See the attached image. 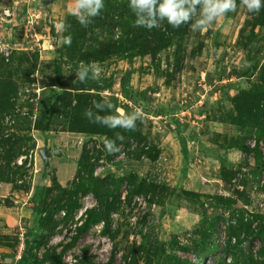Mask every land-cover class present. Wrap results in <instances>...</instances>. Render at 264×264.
I'll return each instance as SVG.
<instances>
[{"label":"rangeland","instance_id":"rangeland-1","mask_svg":"<svg viewBox=\"0 0 264 264\" xmlns=\"http://www.w3.org/2000/svg\"><path fill=\"white\" fill-rule=\"evenodd\" d=\"M163 2L158 0L156 8ZM130 4L131 0H104L100 15L84 27L72 14L73 0H0V86L15 87L14 94L5 95L9 101L0 102V208L18 223L6 226L12 234L0 235L1 248L9 249L2 255L18 260L42 204L47 202L49 212L57 207V198L65 204L67 197L75 202L83 187L78 163L87 145L94 168L85 169L82 176L92 171L96 179L136 175L138 183L158 185L160 196L134 195L131 205L113 213L109 231L105 223L94 226L68 250L63 264H85L86 259L92 264H128L131 258L125 257L142 243L146 248L162 247L168 258L195 262L196 243L211 219L219 223L209 242L219 250L209 254L205 264H235L229 255L233 253L241 256L239 264L251 253L261 259L258 239L242 233L244 241L237 250V237H230L228 230L250 223L254 231L264 224V95L251 105L242 93L264 88L263 7L249 12L236 0L235 11L200 31L192 25L203 19L202 4H183L191 15L179 28L158 13L152 17L147 9ZM141 19H155L159 26H135ZM59 23L65 30H57ZM67 36L71 46L63 42ZM62 62L64 90L72 98L87 92L102 102L99 110L109 116L118 115L117 109L131 114L141 108L143 119L136 121L133 131L143 141L130 140L129 147L122 142L109 160L105 136L71 132L66 115L76 102L67 109L65 103L51 107L52 101L58 104L65 97L54 94L61 90L54 71ZM93 62L100 73L89 66ZM77 71L84 73L85 82L77 79ZM44 124L46 132L40 130ZM143 146L155 147V154H160L156 162L132 159ZM44 148L50 151L47 172L40 155ZM247 148L258 149L261 159L257 152L246 153ZM123 191L124 200L127 190ZM80 197L82 206L69 221L64 220L67 211L56 215L58 227L40 258L54 248L61 252L86 211L97 206L92 194ZM179 246L190 247V252ZM136 254L143 264L145 250Z\"/></svg>","mask_w":264,"mask_h":264},{"label":"trees","instance_id":"trees-1","mask_svg":"<svg viewBox=\"0 0 264 264\" xmlns=\"http://www.w3.org/2000/svg\"><path fill=\"white\" fill-rule=\"evenodd\" d=\"M186 8L188 9V5L186 6ZM261 15H262L261 17H264V7L262 9ZM262 26H264V24H262ZM51 32L52 34H55L54 28H52ZM57 51L59 54H61L62 52V50H58V49ZM62 64L63 62L56 63L55 66L54 73L56 75L57 82L61 87V90L58 93H54V94L59 96H61V94H64L65 97L63 98V100L60 97V100H58L59 101L58 104L56 103L57 101H52L53 103L51 102L52 103L51 107L62 108L64 107L63 103H65L67 109L70 107L71 102L73 101L76 102V106L71 108L72 110L71 113L66 115L68 121V127H69L68 129L71 132L82 133L87 135L105 136L106 139L108 140H114L117 147L124 141L128 147L131 146L130 142H128L130 140H134V141L136 140L137 142L143 141L142 139L143 137L141 136V134L133 130L126 131L123 130V128L120 129L118 126L115 129H111L110 121L106 122L107 118L110 116L106 112L99 110L100 107L102 106L101 104L102 102L97 101L95 98L88 95L87 92L83 94L77 93L73 98L72 95L67 94L66 91L64 90V84L62 82ZM262 74H264V67L262 70ZM84 86L86 87L87 84L84 83ZM262 86H264V81L262 83ZM14 88L15 87L12 86L11 83L1 84L0 102L5 100L9 101L7 97H9L11 93L14 94V90H15ZM82 89L85 90V88ZM263 89L264 88H262L261 90L257 88H253L251 90L243 91L242 93L243 95H245L246 98H249V103H251L252 105L253 101L258 100L262 95H264V93H262ZM10 90H12L13 92ZM60 105H62V107H60ZM88 105H90V107H88ZM250 109L251 106H249V111ZM238 110L239 112L241 111L240 106L238 107ZM244 111L248 112L247 109H245ZM46 114L47 113H45V119L47 118ZM239 114H241V112ZM45 125L46 124H44V126L40 129L41 131H45V132L48 131V128H46ZM118 133L124 137L123 141L116 139ZM103 146L105 147V144H103ZM143 147H144V149H142L143 151L139 150L138 152L140 153L137 155V157H133L132 159L141 161L143 157H146L148 158V160L152 161L153 163L156 162L160 154L159 152L155 154V147L154 146L147 147L148 148L147 150L145 146ZM243 150L246 153L253 152L254 155L255 152H257L256 155L261 159V154L258 149H255L254 151L249 150V148ZM103 154L104 153L100 152L99 156ZM99 156L97 160H99ZM112 156L113 155L108 154L107 158L111 160ZM93 159L94 158L91 157V151L87 150V145H85L83 147L81 159L78 163V176L79 178L82 179L83 187L81 189L80 186V191H78V193L75 195L76 196L75 202H72L73 200L67 197L66 200L67 203L65 204L64 199L60 200V198H57L56 200L58 204L57 207L51 209L49 212H47L46 210L45 204L47 202L42 204L43 207L38 208V211L35 214L36 217H35L34 226L25 237L24 240L25 247L22 252V256L20 260L16 264H63L64 256L68 252V250L75 247L78 240L82 236H84L89 230H91L94 226L99 225L101 223H105L106 225L105 231H109L110 220L113 213L118 211L121 208V206H123L124 204L131 205L134 195L136 194L147 195L151 193L153 197H155L157 194L160 196L159 189L161 188L158 185L154 183H149L147 180H143L142 182L138 183V177L136 175L124 176L120 178L107 177L105 179H96L93 177V171H92L90 174H88V177L82 176L84 174V171H86L85 169L94 168V165L91 162ZM44 174L45 176L47 175V173L43 172V175ZM54 183H55V187H57L58 190L61 191L63 190L60 185L56 184L57 183L56 181ZM48 189L49 191L51 190V188ZM123 189L127 190L124 200L122 198L124 194ZM88 194H92L94 196V198L97 201V206L93 207L92 209H88L86 211V213L84 214L85 217H83L81 220L82 224L76 227L75 235L72 236L73 237L72 241L68 245H66L61 252H58L57 249L54 248L49 253L48 252L45 253V255L42 258H40L38 255L40 250L44 247L47 240L51 236H53L52 232L55 230V228L58 227V223L55 222L56 215L61 211H67L64 220L69 221V219L72 218V216L76 214L77 210H79L82 206L80 203V199H81L80 196H86ZM64 195L67 196L68 192H64ZM196 195L197 194L193 196ZM218 223H219L218 220L211 219L207 229H205V231L201 233L200 241L196 243V248L194 249V252L197 254V260L195 262L190 261L189 258L182 259L181 257H175V256H169L168 258L167 256H165V250L162 247L146 248L148 245L144 243H142L141 248L136 247V250L131 252V257L128 256L125 257V260H130L129 258H131L128 264H139L140 259L137 257L136 251H139L141 249V250H145L146 252V258L143 264H205V259H207V256L209 254H215L219 250L218 245L215 244L212 245L209 242L210 238H212L211 233H213L215 237ZM228 231L230 237L232 236L237 237L233 245L237 250H238V246H240L244 241L241 239L242 233H245L247 236L251 238L258 239L262 247L258 253V257H260L261 259L255 260L254 255H252L251 253L247 258L242 257V260H243V264H264V224L263 223L258 225L257 228L254 229V231L252 230V225L250 223L249 225L244 224L240 226L239 229L229 228ZM231 242L232 240L229 241V243ZM172 244L175 245L176 243H172ZM231 247L232 246L229 245L227 252L230 251ZM189 248L190 247L179 246V249H181L182 252H186V253L190 252ZM163 255L165 256L164 257L165 259H163ZM229 255L233 257L235 264L240 263V259H241L240 255H237L235 253ZM89 260L90 259H86L85 264H92V262L90 263Z\"/></svg>","mask_w":264,"mask_h":264},{"label":"clouds","instance_id":"clouds-1","mask_svg":"<svg viewBox=\"0 0 264 264\" xmlns=\"http://www.w3.org/2000/svg\"><path fill=\"white\" fill-rule=\"evenodd\" d=\"M73 2L75 8L72 14L76 16L77 20L84 27H87L88 24L91 23L92 18L99 16L104 8V0H73ZM186 2H188V0H164V2L159 4V7L156 8L158 0H131L130 8L134 6L137 10L147 9L149 15L152 17H155L158 13L161 20L167 18L169 24L175 28H179L182 23L190 19V10H185L183 8V4ZM191 2L193 5H203V19L199 20L196 25H192L193 29L199 28L200 31H206L208 25L213 21H218L220 17L225 16L230 11H235L237 8L236 0H191ZM241 6H246L249 12L258 13L261 8L264 7V4H262V0H241ZM135 26L146 27L151 30L154 27H158L159 23H157L155 19L147 23L141 19L136 20ZM57 30H65V25L59 23L57 25ZM71 39V36L63 37V42L71 46ZM89 66L95 67L97 73L102 71L94 62L89 64ZM95 78L94 76L93 79ZM77 79L81 82H85L84 73L77 71ZM117 112L118 115L110 116L106 120V122L110 121L111 129H115L119 126L126 131L135 130L136 121L138 119L142 120L144 115L142 109L139 107L135 108L131 114H123V110L121 109H117ZM116 139L123 141L124 137L118 133ZM104 144L109 154H115L120 151V148L116 146L114 140L105 139ZM22 252L20 253L21 256ZM19 260L20 259H18V261Z\"/></svg>","mask_w":264,"mask_h":264},{"label":"crops","instance_id":"crops-1","mask_svg":"<svg viewBox=\"0 0 264 264\" xmlns=\"http://www.w3.org/2000/svg\"><path fill=\"white\" fill-rule=\"evenodd\" d=\"M60 170H63V167H61ZM75 175H76V173L74 174V176ZM5 213H7V211L3 208H0V226L5 227L6 228L5 230L7 231L5 233H1L3 230H1V228H0V235H3V236H7V235L12 234L11 230H9L7 227L11 228V227L18 225L17 221H12L11 218L9 217V215L7 216ZM1 247L2 246H0V258L3 259V264H16L18 262V260L15 261L13 258L9 259L7 257V255H5V254L2 255V251L6 252L7 247H4V249H2ZM7 250L9 251V249H7Z\"/></svg>","mask_w":264,"mask_h":264},{"label":"water","instance_id":"water-1","mask_svg":"<svg viewBox=\"0 0 264 264\" xmlns=\"http://www.w3.org/2000/svg\"><path fill=\"white\" fill-rule=\"evenodd\" d=\"M57 154L58 153H55V155H57ZM40 155H41L42 161L44 163V171L47 172L49 167L51 166L49 149L48 148L41 149Z\"/></svg>","mask_w":264,"mask_h":264},{"label":"built area","instance_id":"built-area-1","mask_svg":"<svg viewBox=\"0 0 264 264\" xmlns=\"http://www.w3.org/2000/svg\"><path fill=\"white\" fill-rule=\"evenodd\" d=\"M263 151H264V149H263ZM263 155H264V153H263ZM22 240H23V239H22ZM20 249H21V252H22V250L24 249V240H23V243H22ZM20 256H21V254L18 255L17 259H20Z\"/></svg>","mask_w":264,"mask_h":264}]
</instances>
